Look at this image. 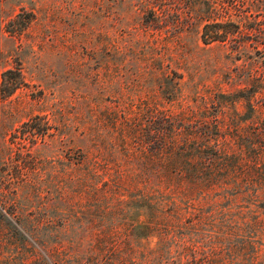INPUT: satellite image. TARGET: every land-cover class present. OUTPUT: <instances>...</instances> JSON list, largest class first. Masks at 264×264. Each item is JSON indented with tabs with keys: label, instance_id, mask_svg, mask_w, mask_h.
<instances>
[{
	"label": "trees",
	"instance_id": "16d2710c",
	"mask_svg": "<svg viewBox=\"0 0 264 264\" xmlns=\"http://www.w3.org/2000/svg\"><path fill=\"white\" fill-rule=\"evenodd\" d=\"M237 4L243 1H228L237 20L217 18L224 7L213 3L189 13L200 21L203 44L228 43L244 61L226 78L242 86L188 95L180 74L163 73L164 104L150 94L149 101L105 111L102 133H90L93 156L76 148L51 177V227L75 228L65 264H264L257 213L264 197V19ZM154 7L149 5L147 22L158 28L164 9ZM247 44L256 55L246 56ZM11 83H4L6 94ZM76 127L86 131L79 121ZM9 170L1 179L0 234L17 232L24 221L36 227L49 221L36 210L21 217L17 193L25 180L30 205L41 188L28 172L16 179L19 172ZM141 237L152 245L144 247Z\"/></svg>",
	"mask_w": 264,
	"mask_h": 264
},
{
	"label": "rangeland",
	"instance_id": "374dc122",
	"mask_svg": "<svg viewBox=\"0 0 264 264\" xmlns=\"http://www.w3.org/2000/svg\"><path fill=\"white\" fill-rule=\"evenodd\" d=\"M228 1L0 0V196L7 169L19 172L16 179L28 172L41 192L34 205L27 203L25 180L17 193L21 217L29 219L28 212L36 210L49 218L38 227L24 221L17 232L0 234L1 264H65L61 260L75 228L51 227V177L76 148L93 156L90 133L93 128L102 133L105 111L149 101L150 94L164 104L163 73L171 71L180 74L178 82L188 95L195 89L242 86L236 79L226 83V78L244 61L228 43L203 44L200 21L189 13L213 3L224 7L217 18L229 14L237 20L239 12ZM241 1L237 8L243 13L264 19V0ZM152 4L164 9L158 28L147 22ZM184 26L192 29H180ZM254 55L247 44L246 56ZM6 70L10 73L2 76ZM5 81L12 82L8 94ZM78 121L84 133H79ZM29 124L41 130L28 129ZM40 201L46 208L37 207ZM89 207L95 203L89 200ZM257 213L262 223L259 258L264 262V197ZM139 241L146 248L152 245L144 237Z\"/></svg>",
	"mask_w": 264,
	"mask_h": 264
}]
</instances>
